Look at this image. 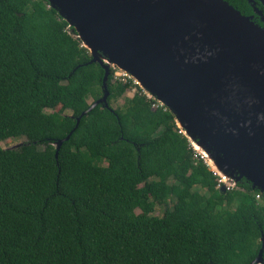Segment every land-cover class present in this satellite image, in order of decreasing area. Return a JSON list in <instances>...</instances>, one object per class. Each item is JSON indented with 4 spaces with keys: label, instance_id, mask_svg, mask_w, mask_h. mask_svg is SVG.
I'll return each mask as SVG.
<instances>
[{
    "label": "trees",
    "instance_id": "obj_1",
    "mask_svg": "<svg viewBox=\"0 0 264 264\" xmlns=\"http://www.w3.org/2000/svg\"><path fill=\"white\" fill-rule=\"evenodd\" d=\"M226 1L253 14L247 0ZM90 59L46 0H0V264L249 263L264 193L244 178L216 188L174 115L140 86L114 107L132 84L112 80V69L108 106L75 127L102 95L104 68Z\"/></svg>",
    "mask_w": 264,
    "mask_h": 264
},
{
    "label": "water",
    "instance_id": "obj_2",
    "mask_svg": "<svg viewBox=\"0 0 264 264\" xmlns=\"http://www.w3.org/2000/svg\"><path fill=\"white\" fill-rule=\"evenodd\" d=\"M46 1L89 50L88 63L104 68L102 95L75 127L94 106H108L117 67L174 115L213 169L264 193V27L253 15L226 0ZM260 240L247 264L264 262V233Z\"/></svg>",
    "mask_w": 264,
    "mask_h": 264
},
{
    "label": "built area",
    "instance_id": "obj_3",
    "mask_svg": "<svg viewBox=\"0 0 264 264\" xmlns=\"http://www.w3.org/2000/svg\"><path fill=\"white\" fill-rule=\"evenodd\" d=\"M111 69L113 70L112 80H118V81H121V82L130 81L131 84H132V88L131 89H133V91H135L137 85L139 86L137 80L132 75H130L129 73H127V72H125V71H123V70H121V69H119L117 67H112ZM141 90L146 95L147 98H152V99H154L156 101V103L152 104L153 107L160 106V107H163L164 109H166V107L160 101L156 100L149 93H147L144 89L141 88ZM178 132L185 136L184 130L181 127H178ZM189 143H190V146L193 148V150L195 152V156H199V158H201L203 160V162L207 165L209 170H211L212 173L216 176V181H217L216 188H221L222 186H224V189H230V188H232L235 185L233 180L227 178L225 175H221L215 169H213V168L211 169L209 167V165H208L209 163L207 162L208 160H207V157L205 156V154L202 153V152H199L195 148L194 143L191 140H189ZM255 198L256 199H260V193L255 194Z\"/></svg>",
    "mask_w": 264,
    "mask_h": 264
},
{
    "label": "rangeland",
    "instance_id": "obj_4",
    "mask_svg": "<svg viewBox=\"0 0 264 264\" xmlns=\"http://www.w3.org/2000/svg\"><path fill=\"white\" fill-rule=\"evenodd\" d=\"M133 93H134L133 89L127 90L126 93L124 94V96L117 98L115 101H112V105L114 107L120 106L123 103L124 98L125 97H131L133 95ZM91 101H92V99L89 98L88 99V102L90 103ZM66 112L69 113L70 111L67 110ZM25 141H26V137L25 136H19V137L9 138L7 140L1 141V146L3 148H12V147H16V146L20 145L21 143H23ZM208 165H209V167L211 169L213 168L210 164H208ZM173 202H174V199L173 198L172 199L170 198V199L167 200V203L166 204H156L155 207H154V211H153L152 214L153 215H156V216H161L163 214V211H164L165 207H169L170 208L172 206ZM138 211L139 210H137V212Z\"/></svg>",
    "mask_w": 264,
    "mask_h": 264
},
{
    "label": "flooded vegetation",
    "instance_id": "obj_5",
    "mask_svg": "<svg viewBox=\"0 0 264 264\" xmlns=\"http://www.w3.org/2000/svg\"><path fill=\"white\" fill-rule=\"evenodd\" d=\"M254 1V3H255V6H256V1L255 0H253ZM258 2H259V0H258ZM260 3V2H259ZM261 4V3H260ZM262 5V4H261ZM263 6V5H262ZM256 8L258 9L257 11H255L254 9H253V7H252V9L254 10L253 11V14H247V15H253V17H254V14L258 17V19H259V21L260 22H262V23H264V14H263V12H262V10L258 7V6H256ZM259 12L261 13V14H259ZM246 15V14H245Z\"/></svg>",
    "mask_w": 264,
    "mask_h": 264
}]
</instances>
